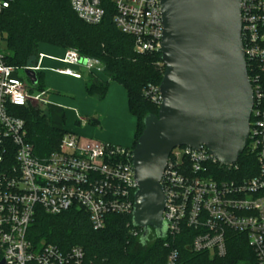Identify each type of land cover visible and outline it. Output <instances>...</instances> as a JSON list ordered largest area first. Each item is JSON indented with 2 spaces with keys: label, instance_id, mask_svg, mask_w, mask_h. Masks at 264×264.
Instances as JSON below:
<instances>
[{
  "label": "built area",
  "instance_id": "1",
  "mask_svg": "<svg viewBox=\"0 0 264 264\" xmlns=\"http://www.w3.org/2000/svg\"><path fill=\"white\" fill-rule=\"evenodd\" d=\"M69 1L83 22L103 21L106 10L102 0ZM11 3L0 0V14ZM113 7L114 23L135 38L136 51L159 52L161 0H113ZM241 22L253 94L246 147L255 156L257 169L251 176L227 178L220 170L237 167V162L222 164L204 145L200 149L174 147L161 178L166 198L163 219L166 235L189 236L193 251L211 257L226 256L233 235H242L253 251V264H264V0H241ZM3 45L0 30V151L6 140L11 141L16 160L6 171L0 166V253L7 264H85L80 246L62 250L46 242L34 245L27 236L29 226L37 207L52 215L83 209L94 229L105 227L111 214L132 216L138 188L132 149L66 132L56 150L36 155L27 140L25 121L10 114L7 106L26 105L32 98L49 103L44 93L34 95L33 86L17 75L19 69L39 70L43 54L37 66L18 68L4 60ZM61 61L66 67L59 71L77 78L81 74L70 67L83 64L95 74L104 70L101 60L82 57L71 48L65 50ZM144 94L160 105L159 85H149ZM177 257V250L172 249L167 264H176Z\"/></svg>",
  "mask_w": 264,
  "mask_h": 264
},
{
  "label": "trees",
  "instance_id": "2",
  "mask_svg": "<svg viewBox=\"0 0 264 264\" xmlns=\"http://www.w3.org/2000/svg\"><path fill=\"white\" fill-rule=\"evenodd\" d=\"M102 4L106 10L103 21L87 24L78 18L69 0H12L10 7L0 14V30L7 49L4 60L18 68L35 67L42 44L75 49L82 57L101 60L104 70L91 74L87 88L103 94L107 83L116 81L126 89L130 112L138 120L134 143L129 148L133 149L143 131L144 117L158 113L159 106L145 96L144 89L151 84L160 85L164 64L159 52L136 51L135 38L119 30L113 19V0H102ZM36 71L38 84L33 89L40 90L41 75ZM7 107L10 114L25 121L27 140L36 155L46 156L58 148L66 131L54 127L44 111L31 103ZM0 154L2 171L16 164L11 141H5ZM236 166L220 173L227 178L255 173L256 159L248 147ZM142 232L132 225L131 215L111 214L105 227L94 229L83 209L52 215L37 207L27 236L36 246L42 242L62 250L80 246L85 251V264H167L172 249L178 253L176 264H253L254 261L247 239L239 234L233 235L226 256L211 257L207 252L193 251L189 236L160 238L150 232L146 243H142Z\"/></svg>",
  "mask_w": 264,
  "mask_h": 264
},
{
  "label": "water",
  "instance_id": "3",
  "mask_svg": "<svg viewBox=\"0 0 264 264\" xmlns=\"http://www.w3.org/2000/svg\"><path fill=\"white\" fill-rule=\"evenodd\" d=\"M164 74L158 113L147 114L132 149V225L146 243L165 237L163 169L176 146L202 145L222 164L236 163L249 137L253 94L241 36V0H161ZM86 62V59L83 60ZM33 84L37 71L25 68ZM0 264H7L4 258Z\"/></svg>",
  "mask_w": 264,
  "mask_h": 264
},
{
  "label": "crops",
  "instance_id": "4",
  "mask_svg": "<svg viewBox=\"0 0 264 264\" xmlns=\"http://www.w3.org/2000/svg\"><path fill=\"white\" fill-rule=\"evenodd\" d=\"M64 52L63 48L47 44H42L39 49V54L43 55L39 69L42 88L38 93H44L43 97L49 101L43 104L48 107L47 115L52 125L84 138H107L130 148L138 120L130 112L126 89L116 81H109L103 94L88 90L92 73L83 64L70 67L81 74L79 78L59 71L66 67L61 61ZM83 68L87 70L85 73ZM37 84L38 78L33 87ZM102 131L108 135L104 136Z\"/></svg>",
  "mask_w": 264,
  "mask_h": 264
},
{
  "label": "rangeland",
  "instance_id": "5",
  "mask_svg": "<svg viewBox=\"0 0 264 264\" xmlns=\"http://www.w3.org/2000/svg\"><path fill=\"white\" fill-rule=\"evenodd\" d=\"M2 49H3L4 52H7V49H6L5 45L2 46ZM63 49H64V48H63ZM82 70H83V73H85V72L87 71L85 68H83ZM17 75H18L21 79H23V82H24L26 85H28L29 87H32V86L35 85V84H33V83L30 81V79L26 76V74H25V72H24L23 69H19V70L17 71ZM38 92H39V90L33 89V94H34V95L37 94ZM31 105H32L34 108H39V109H41V110L44 111L46 114H48V112H49L47 106H45L43 103H41V101H37V100H35L34 98L31 99ZM75 113H76L77 116L80 117V113H79L78 109H75ZM98 127L101 128L100 130H102V127H101L100 124H99ZM140 130L142 131L141 127H140ZM102 132H103V131H102ZM103 134H104V136H107V135H108L107 132H106V133L103 132ZM91 138H93V139H97V140L102 141V142H109V143H112V144H115V145H119L118 143L112 142V141H110V140L107 139V138H103V139L98 138V137H91Z\"/></svg>",
  "mask_w": 264,
  "mask_h": 264
},
{
  "label": "flooded vegetation",
  "instance_id": "6",
  "mask_svg": "<svg viewBox=\"0 0 264 264\" xmlns=\"http://www.w3.org/2000/svg\"><path fill=\"white\" fill-rule=\"evenodd\" d=\"M151 233H152L153 235H155V232H154L153 230L151 231Z\"/></svg>",
  "mask_w": 264,
  "mask_h": 264
}]
</instances>
